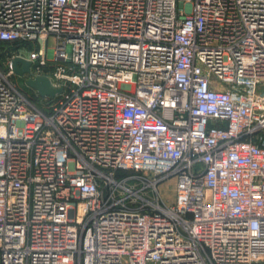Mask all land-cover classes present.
<instances>
[{
    "label": "built area",
    "instance_id": "1",
    "mask_svg": "<svg viewBox=\"0 0 264 264\" xmlns=\"http://www.w3.org/2000/svg\"><path fill=\"white\" fill-rule=\"evenodd\" d=\"M0 43V264H264V0H0Z\"/></svg>",
    "mask_w": 264,
    "mask_h": 264
},
{
    "label": "water",
    "instance_id": "2",
    "mask_svg": "<svg viewBox=\"0 0 264 264\" xmlns=\"http://www.w3.org/2000/svg\"><path fill=\"white\" fill-rule=\"evenodd\" d=\"M32 62L21 57H15L11 60V68L15 75L23 78L26 85L36 91L42 98H55L62 93L61 88H56L51 79L47 76L32 77Z\"/></svg>",
    "mask_w": 264,
    "mask_h": 264
},
{
    "label": "rangeland",
    "instance_id": "3",
    "mask_svg": "<svg viewBox=\"0 0 264 264\" xmlns=\"http://www.w3.org/2000/svg\"><path fill=\"white\" fill-rule=\"evenodd\" d=\"M55 42L51 39L49 41V48H54ZM3 51L6 48H1ZM21 54H23L25 57H30V53L32 51V48L29 46H21L20 48ZM4 52V51H3ZM2 53V52H1ZM0 66L3 68L5 72H7L9 69L6 65V59L5 57H1L0 55ZM13 82L16 84L18 89L24 93L27 97H29L33 102H35L38 106H41L42 103V97L34 90L30 89L26 83L25 80L17 75L13 76ZM174 188H175V180H170L162 184L159 188L160 193L165 201H169L170 203L174 200Z\"/></svg>",
    "mask_w": 264,
    "mask_h": 264
},
{
    "label": "trees",
    "instance_id": "4",
    "mask_svg": "<svg viewBox=\"0 0 264 264\" xmlns=\"http://www.w3.org/2000/svg\"><path fill=\"white\" fill-rule=\"evenodd\" d=\"M1 48H6L5 50H3L4 52H10V51H13V50L17 49L18 48V44L0 43V50H2ZM3 51H0L1 57H4V54H3L4 52Z\"/></svg>",
    "mask_w": 264,
    "mask_h": 264
}]
</instances>
